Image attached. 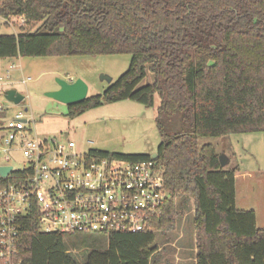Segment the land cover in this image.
Instances as JSON below:
<instances>
[{
  "label": "trees",
  "instance_id": "trees-1",
  "mask_svg": "<svg viewBox=\"0 0 264 264\" xmlns=\"http://www.w3.org/2000/svg\"><path fill=\"white\" fill-rule=\"evenodd\" d=\"M0 16L39 23L31 32L21 25L17 34H0V58L130 55L118 79L68 106L67 116L159 100L154 161L167 190L159 214L137 233H47L29 209L18 224L15 260L155 264L156 234L174 230L192 207L196 264H264V228L254 210L235 203L238 165L221 167L215 147L198 143L199 136L264 132V0H3ZM148 71L152 81L142 84ZM89 156L153 159L101 150Z\"/></svg>",
  "mask_w": 264,
  "mask_h": 264
},
{
  "label": "built area",
  "instance_id": "built-area-1",
  "mask_svg": "<svg viewBox=\"0 0 264 264\" xmlns=\"http://www.w3.org/2000/svg\"><path fill=\"white\" fill-rule=\"evenodd\" d=\"M0 159V169L10 167L0 173L1 264H21L15 260L18 224L29 209L47 233H137L146 230L167 197L154 159H97L80 153L73 139H40L27 108L10 111L2 102ZM18 159L15 168L12 161Z\"/></svg>",
  "mask_w": 264,
  "mask_h": 264
},
{
  "label": "rangeland",
  "instance_id": "rangeland-1",
  "mask_svg": "<svg viewBox=\"0 0 264 264\" xmlns=\"http://www.w3.org/2000/svg\"><path fill=\"white\" fill-rule=\"evenodd\" d=\"M5 20L0 16V34H17L21 25L29 32L39 26L35 22L24 23L21 17L10 19L12 24H7ZM129 61L128 54L0 58L3 86L0 102L8 104L10 111L27 108L38 138L55 136L63 140L73 139L80 153L101 150L153 155L160 143L154 118L159 100L156 99L155 107H146L130 100L106 103L70 119L66 105L45 96V93L58 89L56 79L67 82L82 80L88 86L87 97L103 93L110 83L101 80L100 76L107 75L114 82L128 69ZM11 65L14 67L11 68ZM23 78L31 80L23 84ZM152 78V73L148 71L142 84L151 82ZM9 88L17 89L24 96L21 105L11 104L4 99L3 92ZM198 143L211 144L219 155H224L227 159L224 168L238 165L236 205L255 209L260 217H264V132L233 133L215 138L199 136ZM20 162V159L12 161L15 168L21 165ZM193 214L191 207L174 230L163 235L156 234L153 244L161 250L152 257L155 264H174L167 260V242L180 240V235H183L185 242L189 241L187 244L193 245ZM183 231L184 234L180 233ZM183 251L189 254L191 250L186 248ZM149 262L153 264L152 260Z\"/></svg>",
  "mask_w": 264,
  "mask_h": 264
},
{
  "label": "water",
  "instance_id": "water-1",
  "mask_svg": "<svg viewBox=\"0 0 264 264\" xmlns=\"http://www.w3.org/2000/svg\"><path fill=\"white\" fill-rule=\"evenodd\" d=\"M100 79L110 83L111 77L109 76H100ZM58 89L52 90V92L45 93V96L53 99L59 103L66 105V107L73 104H79L87 98L88 86L80 79L74 81H64L56 79ZM4 99L14 105L20 104L24 100V96L17 89L9 88L6 89L3 93ZM152 158H157V154L154 153ZM220 166L224 167L227 163V159L224 155H219ZM10 170V167L1 168L0 173L5 175L7 171Z\"/></svg>",
  "mask_w": 264,
  "mask_h": 264
},
{
  "label": "crops",
  "instance_id": "crops-1",
  "mask_svg": "<svg viewBox=\"0 0 264 264\" xmlns=\"http://www.w3.org/2000/svg\"><path fill=\"white\" fill-rule=\"evenodd\" d=\"M235 181H236V175H235ZM236 203V202H235ZM239 209L242 210H254L255 209H246L244 207H241L237 205ZM262 221V222H260ZM255 223L259 228H264V217H260L259 213L255 211ZM184 234L183 232H180ZM194 233H193V243L192 246L190 244H187L186 242H189L188 240L185 242L184 239H182L183 235L179 236L180 240H174L167 242V260L174 262V264H196L195 260V254H196V246L194 242ZM190 249V253L187 254L183 249ZM161 249H158L154 254H157L160 252Z\"/></svg>",
  "mask_w": 264,
  "mask_h": 264
}]
</instances>
